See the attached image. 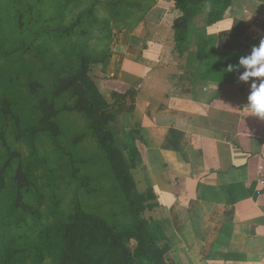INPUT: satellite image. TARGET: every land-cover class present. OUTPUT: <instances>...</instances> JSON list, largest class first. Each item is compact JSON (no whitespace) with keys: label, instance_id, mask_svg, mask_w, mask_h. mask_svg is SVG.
Returning <instances> with one entry per match:
<instances>
[{"label":"crops","instance_id":"0c3cea01","mask_svg":"<svg viewBox=\"0 0 264 264\" xmlns=\"http://www.w3.org/2000/svg\"><path fill=\"white\" fill-rule=\"evenodd\" d=\"M228 1L213 20L202 2L180 43L176 0H158V18L113 39L99 82L137 118L154 218L181 264H264V118L246 107L251 87L239 61L230 81L213 69L226 66L223 53L244 56L264 40V0ZM235 19L247 32L232 31Z\"/></svg>","mask_w":264,"mask_h":264},{"label":"rangeland","instance_id":"374dc122","mask_svg":"<svg viewBox=\"0 0 264 264\" xmlns=\"http://www.w3.org/2000/svg\"><path fill=\"white\" fill-rule=\"evenodd\" d=\"M156 3L0 0V97L11 101L22 127L43 117L56 127V135L36 134L31 146L18 138L0 104V262L10 256L0 264H57L56 250L43 247L40 235L54 222L69 220L76 196L88 212L115 226L143 223L155 244L168 245L172 260L181 264V249L169 244L154 218L157 199L134 145L139 133L133 112L118 105L97 114L100 131L108 134L104 145L87 113L78 110L97 98L88 93L86 78L101 91L113 39L134 36L148 18H158L162 12ZM208 3L218 18L227 0ZM174 25L179 27L177 21ZM68 78H74L73 85ZM111 146L127 169L124 185L115 178Z\"/></svg>","mask_w":264,"mask_h":264},{"label":"trees","instance_id":"16d2710c","mask_svg":"<svg viewBox=\"0 0 264 264\" xmlns=\"http://www.w3.org/2000/svg\"><path fill=\"white\" fill-rule=\"evenodd\" d=\"M211 0H176V6L181 10L183 16L178 19L177 40L182 43L185 39V32L187 30V19L196 15L198 6L202 2ZM229 1L227 0V4ZM221 7V14L218 18L212 17L215 9L210 14V19H221L223 16ZM186 25V26H185ZM181 28V29H180ZM249 29L248 25L240 19H235L232 24V31L235 33H245ZM201 45L200 50L202 51ZM225 58H229L225 67H215L214 72L219 74V79L222 81H230L231 71L234 65L239 61L241 55L234 56L231 53H223ZM68 85L74 84V78H68ZM85 86L88 93L97 96L94 100H90L78 110H83L91 120V128L98 130L97 136L101 143L105 144V139L108 134L100 131L103 127L97 114L109 109L113 103H109L98 89L91 88L90 80L86 78ZM67 87L62 88L59 93L64 92ZM89 94H87L89 96ZM125 95L121 96L123 99ZM1 109L4 114L13 119L17 131L18 138L26 140L31 146L36 134L41 132H48L56 135L55 123L48 117L41 118L37 123L22 127L19 116L13 111L12 103L8 98L0 97ZM109 159L112 163V169L115 178L121 185L128 182L127 169L123 163V158L117 154L115 148L108 147ZM116 153V154H115ZM14 156V155H13ZM129 172V171H128ZM153 234L143 223L115 226L94 214L88 212L82 204L79 196L74 200V213L70 216L68 221H56L53 224L42 230L40 238L43 247L55 249L57 264H175L172 257L169 255L171 248L166 245L163 247L155 244ZM134 244L132 248L131 245ZM10 251L6 249L5 254ZM13 253V252H12ZM10 256H7L4 263ZM144 261V262H142Z\"/></svg>","mask_w":264,"mask_h":264},{"label":"clouds","instance_id":"9594fccd","mask_svg":"<svg viewBox=\"0 0 264 264\" xmlns=\"http://www.w3.org/2000/svg\"><path fill=\"white\" fill-rule=\"evenodd\" d=\"M211 11L212 5L207 4L204 12ZM239 67L244 69L239 79L250 82L251 87L246 107L250 108L252 114L264 118V40L258 46H253L249 54L240 57L237 70ZM229 69L233 70L231 67Z\"/></svg>","mask_w":264,"mask_h":264},{"label":"built area","instance_id":"2783aa9c","mask_svg":"<svg viewBox=\"0 0 264 264\" xmlns=\"http://www.w3.org/2000/svg\"><path fill=\"white\" fill-rule=\"evenodd\" d=\"M261 183L264 184V180H261Z\"/></svg>","mask_w":264,"mask_h":264}]
</instances>
